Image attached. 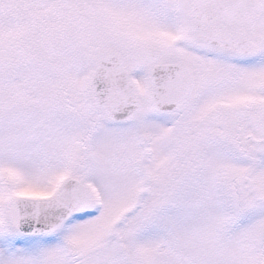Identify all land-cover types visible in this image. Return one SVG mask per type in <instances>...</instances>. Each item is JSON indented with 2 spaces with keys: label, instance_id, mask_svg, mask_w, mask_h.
<instances>
[{
  "label": "snow or ice",
  "instance_id": "snow-or-ice-1",
  "mask_svg": "<svg viewBox=\"0 0 264 264\" xmlns=\"http://www.w3.org/2000/svg\"><path fill=\"white\" fill-rule=\"evenodd\" d=\"M0 264H264V0H0Z\"/></svg>",
  "mask_w": 264,
  "mask_h": 264
}]
</instances>
